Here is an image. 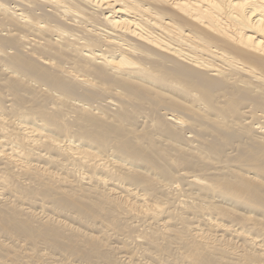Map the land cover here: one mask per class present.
<instances>
[{"label": "bare ground", "instance_id": "bare-ground-1", "mask_svg": "<svg viewBox=\"0 0 264 264\" xmlns=\"http://www.w3.org/2000/svg\"><path fill=\"white\" fill-rule=\"evenodd\" d=\"M0 28V264H264V0H0Z\"/></svg>", "mask_w": 264, "mask_h": 264}, {"label": "rangeland", "instance_id": "rangeland-1", "mask_svg": "<svg viewBox=\"0 0 264 264\" xmlns=\"http://www.w3.org/2000/svg\"><path fill=\"white\" fill-rule=\"evenodd\" d=\"M1 29V28H0ZM2 33V32H1ZM0 33V34H1ZM99 103H102L103 105L105 104V103H103V101H99ZM95 105H98V104H95ZM112 108L113 109H115L116 107H114V106H112ZM165 112V110L164 111H162V113H164ZM141 121H145V119L144 118H142V119H140ZM148 120V119H147ZM142 123H140L139 125H141ZM135 224H137L138 225V222L137 223H134V226H136ZM136 228H137V226H136ZM141 229V228H140ZM135 234V233H134ZM134 234H132L131 236H133ZM135 236V235H134ZM125 260V259H124ZM142 261H143V259H141ZM173 260V258H171V261ZM143 262H145V261H143Z\"/></svg>", "mask_w": 264, "mask_h": 264}]
</instances>
